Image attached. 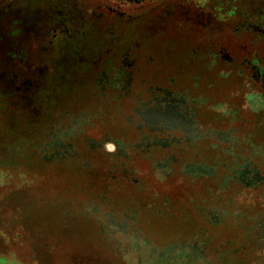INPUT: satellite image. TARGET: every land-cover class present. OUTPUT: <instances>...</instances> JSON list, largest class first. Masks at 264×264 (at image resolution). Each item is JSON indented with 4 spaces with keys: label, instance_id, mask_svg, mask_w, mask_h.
<instances>
[{
    "label": "rangeland",
    "instance_id": "374dc122",
    "mask_svg": "<svg viewBox=\"0 0 264 264\" xmlns=\"http://www.w3.org/2000/svg\"><path fill=\"white\" fill-rule=\"evenodd\" d=\"M0 0V264H264V10Z\"/></svg>",
    "mask_w": 264,
    "mask_h": 264
},
{
    "label": "flooded vegetation",
    "instance_id": "af4514ba",
    "mask_svg": "<svg viewBox=\"0 0 264 264\" xmlns=\"http://www.w3.org/2000/svg\"><path fill=\"white\" fill-rule=\"evenodd\" d=\"M240 1L246 3L250 7V10L247 11L243 10L242 13L244 14L242 15L245 16L246 19L249 20L251 23L261 25L262 23L258 22V20H256L255 17L252 16V14H250V12L264 10V0H240Z\"/></svg>",
    "mask_w": 264,
    "mask_h": 264
}]
</instances>
